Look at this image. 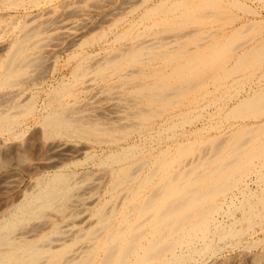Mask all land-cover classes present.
<instances>
[{
    "label": "bare ground",
    "instance_id": "1",
    "mask_svg": "<svg viewBox=\"0 0 264 264\" xmlns=\"http://www.w3.org/2000/svg\"><path fill=\"white\" fill-rule=\"evenodd\" d=\"M230 1L228 2L240 6L239 1ZM222 2L179 0L171 5L162 2L160 8L157 7L164 10L163 14H160L161 19L153 20L152 13L157 9L155 7L142 14L141 18L143 19L144 15L146 27L143 32L136 31L133 41L129 44V51L123 50L105 56L98 65L95 64V71L89 69V66V70L85 68L88 56L78 54L71 58L73 62L76 57L69 68L73 79L70 80L75 85L62 82L57 90L47 94V112L40 116L41 129L48 139H64L62 143L52 146V155L55 154L58 158L80 155L85 163L96 164L104 173L96 176L94 170H90L81 173L80 180H77L74 178L75 174L65 171L66 167L62 165L63 167L54 172L51 170V175L40 177L32 191L24 194L18 203L6 209L0 218V264H196L195 255H201L199 258H209L217 252L220 253L223 246L218 244V241L238 246V238L246 233L245 229L264 220V190L257 193H254L256 190L252 193L240 190L237 193L239 199L241 198L240 206L234 204V199H238V196L232 195L233 192L232 196H224L227 190L238 189L235 188L236 183H241L245 176H249V169L252 167L251 173L264 188V21L258 18L247 23L242 19L241 24L236 21L239 26L228 22V25L232 24L234 27L225 30L220 24L224 20V14L231 10ZM0 5L3 7L5 3ZM64 5L66 4L63 2V7ZM6 7L7 11L11 8ZM226 19L233 22L230 15L226 16ZM42 25H33L32 21H27L19 26L16 30L17 36L13 39L4 61L0 63V91H3L0 93V133L10 137L15 134L17 136L13 129L22 125L23 119H19L28 114L30 105L28 100L24 103L14 101L8 110L1 109L9 96H6L4 91L17 85V79H21V75L24 76L27 66L45 58L40 50L43 47L41 35L46 30V26ZM155 26L164 29L168 26L165 30L172 34L173 31L183 29H187V32H176L178 35L175 34L171 40H165V34L164 38L157 36L165 31H151ZM197 30L201 32L198 33ZM144 36L150 38L145 39ZM139 40L142 41L138 42ZM49 57H52V54ZM124 62L133 63L138 67L122 73ZM258 68L261 71L255 78V88L250 89L249 93L241 96L239 102L231 104V107L219 115L221 120L231 123L232 126L226 125L230 129L228 132L219 133L220 127L213 126L211 129L216 133L203 137L202 141L197 138L194 142H185L174 148L166 144L155 156L148 153L142 157L136 155L135 146L133 142L130 144L128 139L132 134L147 130L154 117L163 115L159 120L161 123L166 116L172 119L176 114L181 115L178 106L183 102L191 103V98H194L196 93H204L209 87L221 88L220 91L229 89V77L238 72L244 73ZM111 69L117 71L112 75L103 76L102 80L107 82L109 77L115 78L117 85L113 86L116 83L112 85V81H108L111 89L103 83L104 86H99V90H111L113 98L114 95L116 97L114 107L127 108L128 112L125 113L132 118H128L119 110L123 123L120 121L121 117L115 118L116 120L111 118L112 121L108 119L112 113L108 116L106 111L112 112L110 109L99 108L98 111L94 105L96 103L91 101L94 95L90 96V100L88 97L86 100L84 96V101L83 97L80 99L81 95L73 94L80 76L90 72H101L105 75V72ZM247 75L244 76L246 80L253 77L252 74L251 77ZM86 88L80 87L78 94L90 90V86ZM221 94L223 97V93ZM97 105L100 104L97 102ZM149 132L144 136L147 137ZM72 140L91 143L92 147L77 146V143H72L76 146L65 147L68 141ZM121 140L127 142L122 145ZM106 144L109 145L101 149V146ZM94 146H100V155L94 154ZM191 151L197 152L194 157H190ZM181 160H185L184 164H181ZM50 166L53 169L58 167L55 164ZM94 176L98 181L104 179L103 182L110 183L111 189L108 193L112 197V192L120 191L115 197V203L112 197L108 200L103 198L104 201H101L100 197L91 201L89 199L85 205L84 202L81 203L85 199L83 195L87 196L93 189L86 187L92 181L95 182ZM77 185L79 193L76 192ZM217 197L221 199L216 200ZM223 205L227 207L226 218L231 220L228 228L212 218L214 212L223 210ZM79 206H86L84 211H91L89 216L93 220L88 224V215L87 220L83 215L85 218L76 224L83 228L70 232L73 227L66 224L65 220L72 221L77 212L75 208ZM95 206L97 208L92 209ZM235 213L237 217L234 216ZM34 222L36 223L31 225ZM66 233H69L70 244L79 245V249H75L77 251H73L74 253L68 249L69 243H59L63 240L60 235L65 236ZM52 236H55L52 239L57 244L53 245V250L51 247L47 248V245H50V242H47ZM249 244L246 242L242 246L246 248ZM239 248H243L241 244ZM78 257L80 260L76 262ZM263 260L262 255L254 256L250 258L249 264H263Z\"/></svg>",
    "mask_w": 264,
    "mask_h": 264
},
{
    "label": "rangeland",
    "instance_id": "2",
    "mask_svg": "<svg viewBox=\"0 0 264 264\" xmlns=\"http://www.w3.org/2000/svg\"><path fill=\"white\" fill-rule=\"evenodd\" d=\"M178 1L179 0H174V1L173 0H163V1H161V0L160 1L159 0H61V1L60 0H52V1L51 0H19V1L18 0H11V1L9 0L8 1L7 0V1H5L4 0V2L0 1L1 4L3 3V5L5 3V6H3V7H2V5H0V63L2 61H4V59L7 55V51L9 50L13 39L17 36L16 30L23 23H25L27 21H29V22L32 21L33 25H36L37 23L42 25L44 23L42 26L43 27L46 26V27H44V30L46 29L45 31H48V32L44 31V33L41 35V37H42L41 44L43 47H41L40 50H41V54L43 53L42 56L45 58L41 59V62L39 61L37 63L29 65L31 67L27 66L26 67L27 70L25 69L26 70L25 74L28 72L27 75L25 76V74L23 73L24 76L21 75V77L19 76V78H21V79H17L18 83L16 86H14L10 89L7 88L4 91V92H6L4 94L6 96H8V95L9 96L6 99V102L1 106V109L8 110L10 108V105L14 101H19V102L23 101L22 103H24L27 100H28V105H30L31 107L30 106L28 107L29 108L27 111L28 114H25L26 115V116L24 115L25 117H21L19 119V120L23 119L21 121L22 125L20 124L18 126H15L13 129L14 133H17V136H15L16 134L13 136L11 135V137H12L11 138L10 136H7L3 133L2 134L0 133V218L2 217V214L6 209L10 208V206H12L13 204L18 203L24 194L29 193V191H32V188L35 186V184L37 185L36 181H38V179L40 177L49 176L55 170H57L60 167L65 166L66 167L65 171L73 172L75 174L74 178L77 180H80V177H81L80 174L81 173L87 172V171L90 172V170H94V172L96 173V174L94 173V175H96V176L104 173L103 169L99 168V166H97L96 164L91 163V162H89L90 164L85 163L84 158H82L80 155L73 154V156H71V157L68 156V157H60V158L54 156L55 154L52 155L53 154L52 146L54 144H57V143H62V141H64V139L59 140V138H56V137H52V138L50 137V139H48L49 137L45 136V134L43 133V130L41 129V125H40V122L42 119L41 117L47 112V109H46V105L48 104L47 103V100H48L47 94H50V92L57 90L62 82L68 83V84L73 83L70 80V78L72 79V77L70 75L69 68H71L73 62H75L76 57L73 59V62H72L71 58H73L74 56H78V54L88 56V58H89L88 64L87 63L85 64L87 66V67L85 66V68H86V70H89L91 68L93 71H95L97 69L96 65H98V63H100L102 61V59L105 58V56L110 55L112 53L116 54V53L123 51V50L129 51L128 50L129 44L131 43V41H133V37H135L136 31L137 32L138 31L143 32L144 27H146V23L143 21L144 15H143V19L141 18L143 13L146 14L147 10L148 9L152 10L153 7H155V8L159 7L160 8L162 2L163 3L165 2L168 5H171V4H173L172 2L175 3ZM228 1H230V0H228ZM228 1L224 0L222 2V0H220V2H222V4H224L228 7V10H231V11H227V12H229L228 14H227V12L225 13L226 15L224 14V16H225L224 20L220 24V25L224 26L225 30H230L231 29L230 27L233 26L232 24L228 25L227 24L228 22L233 23L234 26H239L242 21L248 23L251 20H258V18L260 21L262 19L264 21V17H263V15H264V0H254V1L253 0H237L240 2V3L238 2L240 4V6L238 4H237V6H236V4L235 5L231 4ZM63 2H64V4H66V5H64L65 7H63ZM18 3L20 6L17 5ZM14 4H16V5L14 6ZM262 4H263V7H262ZM6 6H8V7L11 6V8L13 6V8H12L13 10L9 7L8 11H7ZM159 8L154 9L155 13L154 12L152 13V14H154V16L152 17L153 20L161 19V15L163 14L164 10H160ZM229 8H233V9H229ZM245 8H247L248 10L245 11L246 10ZM35 15H37V16L35 17ZM228 15H230V17L233 18V22H231L230 20L227 21L226 16L228 17ZM33 17H35V18H33ZM239 18H241V19H239ZM53 20L54 21L56 20V21L54 22ZM59 20L61 22H59ZM225 20H226V23H224ZM240 20H242V21H240ZM236 21L237 22L240 21V24L236 23ZM50 22L52 24H50ZM149 24H150V22H149ZM235 24H237V25H235ZM49 25H50V27H49ZM147 25H148V23H147ZM47 26H48V28H47ZM167 27H165V29H167ZM165 29L163 27L160 28V27L155 26V27H153V29H151V31H156V30L165 31L164 33H161V34L159 33L157 35L159 37L162 36L160 38H164V34H165V38H164L165 40L166 39L169 40V38L171 40L172 39L171 37H175L176 32L178 34H183L184 31L187 32V29H183L181 31H173V34H172V32L166 31ZM200 30H197L198 33L201 32ZM151 31H149L150 34H151ZM65 32H66V34H64ZM61 33H63V34H61ZM67 33L69 35H67ZM178 34H176V35H178ZM125 35L127 36V38H125ZM114 37L116 39H113ZM166 37H168V38H166ZM117 38L119 40H117ZM143 38L149 39L150 37L144 36ZM71 40H73L74 42L71 43L72 42ZM114 40H115V42H114ZM142 40H139L138 42H141ZM45 43H47V44H45ZM52 44H54V45H52ZM70 44H71V46H70ZM58 49H59V51H58ZM47 50H49V51L47 52ZM60 50H62V51H60ZM51 54H52V57H49ZM53 54H56V55L54 56ZM98 59L99 60L101 59V60L98 61ZM95 60H97L98 62ZM122 65L125 69V70L122 69V73H124L126 71L128 72L129 70L136 69L138 67L137 65H134L133 63L130 64L127 62L126 63L124 62ZM88 66H89V69H88ZM92 66H93V68H92ZM94 66L96 68H94ZM118 69H121V68H118ZM253 70L248 71V72H244V73L238 72V73H235L234 75H232L231 77H229L230 79L228 78L229 79L228 84H230L229 86H231V88L224 89V90L222 89L223 92L220 91L221 88L220 89H214V88L209 87L208 88L209 90L206 89L204 93L202 92L203 93L202 96H199L202 93H199V92L196 93L194 95L195 99L191 98V103L190 102H185V103L183 102L180 106H178V107H180L179 112L181 113V115L180 114L177 115L175 113L176 116L174 115V117H171L172 119H170L169 117H167L165 115L166 117H164V119H162L161 123L159 120H160V118L163 117V115H162V117L160 116L158 118L154 117L155 120L154 119L151 120L149 127L146 128L147 130H143L144 132L132 134L128 139V141L131 142L130 144H132V142H133V145L135 146L136 155L142 157L148 153V154H151L152 156H155L156 154H158L160 152L161 148H164V145H166V144H169V146L171 145V147L174 148L177 145H182L185 142H194L197 138L200 141H202L203 137H205L207 135L208 136L214 135L216 133L215 131H213V129H211V127H213V126L215 128L217 126L220 127V130H218L219 133L220 132L224 133L225 131L228 132L230 129H228L227 126H232V125L227 120H221L220 116L222 115V113L224 112L225 109L227 110L229 107H231V104H234L235 102H239L241 100V96L243 97L244 95H246V93H249L250 89L252 90L255 88V86H256L254 83L255 78L257 77V75L260 74L261 70L259 68L253 69ZM116 71L117 70H114V69L108 70L107 72H105V75H103L101 72L87 73L83 76H80L81 77L80 81L78 82L77 86L74 88L75 90L73 89V94L81 95L80 99L83 97L82 100H84V101H85V99L90 100L91 99L90 96L94 95V98L91 101H93V103H96L94 105H96L95 108L98 111H100L99 108H101L102 110L110 109L112 111V112L106 111L108 116L112 113L111 114L112 116L111 117L109 116V118H108L110 121H112L111 118L117 119V117H121L120 121H122L123 117H122L121 111L124 112V115H127L125 112H128L126 107H124V108L119 107V106H118V108L114 107V105L116 103V99H114V98H116V97L114 95V98H113L111 90H108L110 93L106 92L105 90L103 91L102 89L99 90L100 87H102L103 83L107 84L111 89V86L107 83L108 81L109 82L112 81L111 82L112 85L116 83L113 86L117 85L115 78L110 79V77H109V79L106 80L107 82H105V80L104 81L102 80L103 76L112 75ZM246 73L248 75H250V77L252 74L253 77H251L249 80L248 79L246 80L244 78V76L247 75ZM243 79H245V80H243ZM262 79L264 81V77ZM238 80H239V82H238ZM242 81L243 82L246 81V82L243 83ZM247 82H249L250 84ZM236 84H237V86H236ZM87 85H88V87L90 86V90L88 89ZM97 86H98V88H97ZM80 87L81 88L87 87L86 88V89H88L87 92L85 91L86 93H84V94L82 93L83 95L78 94V89H80ZM54 88H56V89H54ZM114 90H116V89H114ZM11 91H12V93H11ZM1 92H3V91H0V93ZM97 92H99V93H97ZM95 93H96L97 97L95 96ZM221 93H223V97H221L222 96ZM103 94H104V96H103ZM110 95H112V97ZM218 95H220V96H218ZM84 96H86L85 99H84ZM87 97H88V99H87ZM237 99H239V100L237 101ZM97 102L101 106L97 105ZM194 103H196V104H194ZM217 103H219V106H217L218 105ZM182 105H183V107H182ZM220 107L222 108L223 111L221 110ZM42 109H43V111H42ZM124 109H126V110H124ZM119 110H121V111H119ZM117 114H119V116ZM127 117L132 118V116H128V115H127ZM100 119H102V118L100 117ZM108 119H105V121L107 120L108 122H110ZM121 123H123V121ZM107 124H109V123H107ZM218 131H217V133H218ZM146 132H149V133H147V137L144 136ZM192 132H193V134H192ZM194 132H196V133L194 134ZM134 136H136V137H134ZM136 138L139 140H137ZM120 142H121L120 144L124 145L127 141L121 140ZM72 143H77V146L92 147L90 145L91 143L89 144V143H86L85 141H81V140L68 141V143L65 145V147L66 146L67 147L76 146L74 144L72 145ZM108 145L106 144V146L105 145L101 146L102 147L101 149H104ZM99 147L100 146H94V149L97 151L96 152L94 150V154L100 155L99 151L101 149ZM141 147H142V149H140ZM197 152L200 153L199 150ZM197 152L191 151L190 157H194V155ZM140 153H141V155H140ZM184 161L181 160V164H184ZM81 163H82V165H80ZM257 163L258 162H256V164ZM52 164H55L58 167L53 169V167L50 166ZM69 165H70V167H69ZM95 165H96V167H95ZM251 169H253V167ZM251 169H249V173H250L249 176H245L241 183L240 182L236 183L235 188H238V189L235 190L232 188L231 191L227 190L226 193L224 194V196L228 197V196L234 195L235 197L238 196L237 198L239 199V194H237V193L240 190H244V191L248 190V191H250V193L254 192L255 190L256 191L254 193L263 191L264 190V188H262L263 186L260 184L259 181H257V178L255 179V175L252 174L253 170H251ZM51 170H53V172ZM97 171H98V173H97ZM46 172H47V174H46ZM42 174H43V176H42ZM78 176H79V179H78ZM93 179L95 180V182L92 181L90 184L91 186L89 185L86 187L88 189H90V187L91 188L93 187V189H92L93 192L92 191L91 192L86 191V192H90L91 195L87 194V196H85L82 194L85 199L81 203L84 202V205H85V203H87V201H89V199L91 201V199L94 200V199H97L100 197V200L104 201V200H108L109 198L112 197L111 194L108 193L109 189H111V188H109L110 183L103 182L104 179L102 181H100V180L98 181L95 179V176ZM101 182H102V184H104L103 186H102ZM87 184H89V183H87ZM87 184H85V185H87ZM95 184L96 185L98 184V185L95 186ZM100 184H101V186H100ZM79 186H81L80 183H79ZM79 186L77 185L78 188H77L76 192L78 191ZM105 188H106V190H105ZM97 191H99V192H97ZM118 191L119 190H117L116 192L115 191L112 192L113 197L111 199L113 200L114 203L117 200V199H115V197H117L118 193L120 192V191L119 192ZM105 192H106V194H105ZM232 192L234 194H232ZM78 193H79V191H78ZM91 197H93V198H91ZM77 198H75V200L79 199V198L78 199ZM103 198H104V200H102ZM217 198H215V199L220 200L222 198V196H221V198H218V199ZM238 199H236V200L234 199V201H235L234 204H237V206H240L239 201L241 200V198L239 200ZM97 206H95V208L93 207L92 209H96ZM223 206H224L223 207L224 211L222 210L223 211L222 212L219 210V212H214L212 214V218L214 220H216L217 222H219L221 225H223L225 228L226 227L228 228V225L230 224L231 220L229 221L226 218L225 211H226L227 207L225 205H223ZM234 206H236V205H234ZM84 208H86V206H84V207L79 206V207L75 208V210L77 211V212L75 211L76 212L75 215L76 216L78 215L79 217H76L74 215L72 219L73 220L76 219V220H74V221L73 220L70 221V219H69V221L65 220V222L67 221L66 224H70L73 227L72 230H70V232H72L76 229H82L83 227L81 225H80L81 226V228H80V226H78L76 224H79V222H81L85 217H86L85 219L87 220V215H88L87 222L89 221L88 224L91 222L90 220H93V218H91L89 216L91 214V211L90 212L84 211ZM73 209H74V207L71 210H73ZM78 209H80V210H78ZM81 209H83V210H81ZM236 213L238 214V212H236ZM237 214L234 216L237 217ZM222 216H224V217H222ZM77 221H79V222H77ZM72 222H73V224H72ZM260 222L261 223H259V224L258 223H255V225L252 224L249 227V229H245L246 233L239 236L241 238L244 236L242 238L243 240L241 238H238V243H239L238 246L240 247V244H241V247H243V248H239L236 245L230 246L227 243L225 244L221 241H218L217 243L218 244L220 243V245L223 246L222 251H220V253L217 252L214 256L209 257V258L208 257L207 258L206 257L199 258L201 255L200 256L195 255L194 260L197 261L196 264H245V263L249 264L250 258L252 259L254 256H261L262 255V257H264V220L260 221ZM35 223L36 222L32 223L31 225H34ZM241 224L243 225V223H241ZM241 224H239V225H241ZM239 225L236 224V226H239ZM83 226H85V225H83ZM69 229H71V228H69ZM247 230H248V232H247ZM61 232H62V230H61ZM71 234L76 236L75 233H71ZM245 234H247V235L245 236ZM68 236H69V233H66L65 236H64V234L60 235V237L63 238V240L60 241L59 243L65 242L66 244H68V243L70 244V239ZM52 238H55V236L51 237L52 241L49 240L47 242V243L50 242L49 243L50 245L49 246L47 245V248L51 247L50 249L53 250V248H52L53 245L56 246L57 244H56V242H54V240ZM246 242H249L250 246L247 245V247L245 248V246H242V245ZM76 245L77 244H75V243L70 244L68 249L72 250L71 252H73V251L76 252L79 249V245H77V246ZM75 249H77V250H75ZM198 258L200 259V261H198L199 260ZM202 259H205V260H202ZM79 260L80 259L78 257V259H76V262H79ZM263 264H264V260H263Z\"/></svg>",
    "mask_w": 264,
    "mask_h": 264
}]
</instances>
